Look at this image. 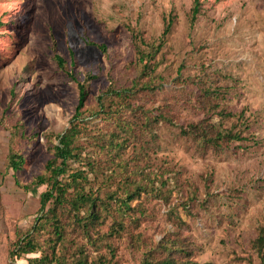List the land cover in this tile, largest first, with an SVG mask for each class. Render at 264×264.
I'll return each instance as SVG.
<instances>
[{"label": "rangeland", "instance_id": "rangeland-1", "mask_svg": "<svg viewBox=\"0 0 264 264\" xmlns=\"http://www.w3.org/2000/svg\"><path fill=\"white\" fill-rule=\"evenodd\" d=\"M133 34L162 44L147 75ZM87 79L85 157L73 168L87 173L108 218L91 237L67 225L62 241L43 226L38 251L11 260L18 235L41 216L46 186L33 181ZM111 88L133 91L121 100ZM161 113L168 123H157ZM192 126L243 139L217 147L182 133ZM11 147L25 158L17 172ZM129 192L131 208L118 215ZM109 211L118 235H109ZM262 228L264 0H0V264L49 258L55 241L61 264H264L254 247Z\"/></svg>", "mask_w": 264, "mask_h": 264}, {"label": "trees", "instance_id": "trees-1", "mask_svg": "<svg viewBox=\"0 0 264 264\" xmlns=\"http://www.w3.org/2000/svg\"><path fill=\"white\" fill-rule=\"evenodd\" d=\"M199 13V5H196L192 11V20L194 21ZM170 23H168L164 34L167 33ZM133 42L135 48V54L138 63L142 67V73L148 74L155 70L158 63L155 60L156 55L160 52L162 44H158L157 48L147 46L145 41L133 34ZM101 49H105L103 45L99 46ZM55 61L60 69H65V60L55 55ZM74 64V62H72ZM72 79L76 81L74 76L70 74ZM90 78V77H89ZM87 80L84 82L77 81L78 87V103L75 108V113L71 118L70 127L67 128L62 134L58 135V142L52 147L53 158L50 159L45 165V173L38 175L33 184L38 186H46V190L40 195V217L36 219L35 225L31 230L24 233H20L16 242L13 244V248L9 252L11 260L22 259L24 256L36 253L38 251V240L36 234L41 227H49L52 233L55 235V240L62 241L67 225L77 226L81 229L87 237H91L92 231L100 223H103L108 218V206H104V202L98 197L96 191L87 189L86 182L88 181L87 173L83 170H74L73 164L82 162L83 156L85 157V142H83L85 131L88 127V117L85 115L84 107L88 99V86ZM134 88V87H133ZM133 88H127L123 90H117L111 88L110 94L117 96L119 99H126L129 97ZM99 104L104 107L103 97H99ZM229 116L228 114H225ZM158 122L168 123L169 119L164 114H159L156 119ZM153 123V120H150ZM209 129L198 126H192L190 130H182V133L192 134L194 137L206 141L211 139L215 142L217 147H221L220 140L228 141H241L243 138L240 134L232 132L216 131L215 137L208 138ZM126 140V139H125ZM111 148H121L122 143L114 142L112 140L110 144ZM25 158L18 151L12 147L8 153V167L17 172L24 164ZM89 163L87 162L86 165ZM163 184V182L161 183ZM140 189V187H138ZM137 190H135L136 192ZM135 192H129L126 196L127 199H122L118 203V207L115 210L118 215L125 212V209H130L129 202L136 195ZM139 195V194H138ZM114 199V198H113ZM113 217V223L111 225L110 236L118 235L120 229H123L122 223L115 218V214L109 211ZM56 243V241H55ZM51 246V257L43 256L41 258H31L28 260V264H49V263H62V256L56 254V244ZM254 247L259 253H262L264 248V228L260 229V234L254 243ZM78 264H88L86 260H79ZM146 264H177L172 259H165L158 261L157 263Z\"/></svg>", "mask_w": 264, "mask_h": 264}]
</instances>
